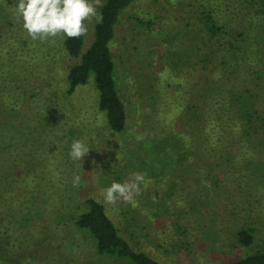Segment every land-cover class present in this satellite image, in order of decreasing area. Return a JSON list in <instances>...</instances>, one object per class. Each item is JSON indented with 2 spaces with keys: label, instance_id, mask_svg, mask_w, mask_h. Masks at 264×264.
<instances>
[{
  "label": "rangeland",
  "instance_id": "obj_1",
  "mask_svg": "<svg viewBox=\"0 0 264 264\" xmlns=\"http://www.w3.org/2000/svg\"><path fill=\"white\" fill-rule=\"evenodd\" d=\"M11 6L0 0V138L10 144L0 180V264H129L98 254L93 236L75 225L88 198L105 206L133 248L163 264H223L262 248L264 135L214 149L211 159L213 150L199 156L176 135L186 131L179 125L186 103L206 86L198 58L188 56L206 40V18L226 29V40L243 32L264 49V0H139L125 9L110 43L128 116L120 133L99 109L93 75L68 93L77 59L63 38L32 40ZM260 91L264 104V82ZM74 139L90 149L82 161L69 156ZM133 171L145 175L141 195L105 204L99 189ZM247 226L255 230L250 247L237 243Z\"/></svg>",
  "mask_w": 264,
  "mask_h": 264
},
{
  "label": "trees",
  "instance_id": "obj_2",
  "mask_svg": "<svg viewBox=\"0 0 264 264\" xmlns=\"http://www.w3.org/2000/svg\"><path fill=\"white\" fill-rule=\"evenodd\" d=\"M136 1L139 0H103L104 6L98 9L103 20L94 24L93 40L86 50L83 46L87 35L78 39L63 37L62 40L66 55L71 60L77 59L67 71L68 93L73 94L93 75L99 91V109L105 113L109 128L119 133L126 129L128 116L118 88L110 43L122 12ZM204 28L206 40L203 38L202 44L188 56L198 58L193 65L201 64L200 69L206 73V86L197 90L179 116V125L186 131L175 134L199 156L207 148L213 150L211 159L216 158L215 150L222 147L234 150L241 144L255 141L259 133L264 135V104L260 91L264 68H259L264 61V49L259 43H249V35L247 38V33L243 32L237 36L245 35L244 39L238 41L234 36L226 40V29L212 17L206 18ZM212 40L223 41L214 48ZM9 145L0 138V180L3 154ZM218 163H209V168ZM86 206L87 210L76 217L75 225L93 236L98 254L126 259L129 264H163L147 252L133 248L119 233L101 202L88 198ZM254 232L252 227L240 228L237 243L252 246ZM223 264H264V244L259 250Z\"/></svg>",
  "mask_w": 264,
  "mask_h": 264
},
{
  "label": "clouds",
  "instance_id": "obj_3",
  "mask_svg": "<svg viewBox=\"0 0 264 264\" xmlns=\"http://www.w3.org/2000/svg\"><path fill=\"white\" fill-rule=\"evenodd\" d=\"M104 6L103 0H13L14 16L22 21L28 37L41 42H55V38L78 39L86 36L89 25L100 23L103 15L98 11ZM89 147L80 139H74L69 156L73 161H82L89 153ZM145 175L139 171L130 172L124 182L113 181L110 186L99 189L107 205L135 202L142 193ZM81 176L72 179L73 187H79Z\"/></svg>",
  "mask_w": 264,
  "mask_h": 264
}]
</instances>
